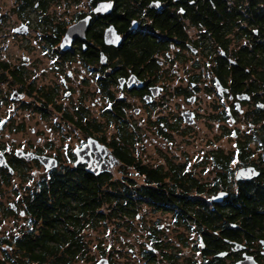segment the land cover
Here are the masks:
<instances>
[{
    "label": "flooded vegetation",
    "instance_id": "obj_1",
    "mask_svg": "<svg viewBox=\"0 0 264 264\" xmlns=\"http://www.w3.org/2000/svg\"><path fill=\"white\" fill-rule=\"evenodd\" d=\"M1 32L0 98L8 96L11 107L0 134L22 108L28 117L16 129L29 127L43 144L17 150L54 161L0 151L9 164L0 165V182L25 162L40 166L33 175L46 189L57 178L70 190L79 177H107L101 190L121 191L124 230L141 221V208L169 214L172 222H162L183 229L175 238L157 222L140 232L145 262L264 264V219L237 207L234 219L207 226L192 214V190L205 183L191 163L161 164L143 151L145 144L170 145L177 130L198 120L199 98H215L217 127L227 131L226 122L248 118L253 131L240 141L263 149L260 163L239 165L238 153L229 154L231 167H256L260 175L247 181L264 184V0H12L9 12L0 4ZM33 120L42 130L29 126ZM3 195L0 186L2 218L26 213L28 196L14 209ZM15 238H0L6 257L19 254Z\"/></svg>",
    "mask_w": 264,
    "mask_h": 264
},
{
    "label": "rangeland",
    "instance_id": "obj_2",
    "mask_svg": "<svg viewBox=\"0 0 264 264\" xmlns=\"http://www.w3.org/2000/svg\"><path fill=\"white\" fill-rule=\"evenodd\" d=\"M11 1L12 0H0L3 12H9ZM9 24L10 19L7 18L4 23V28L6 29ZM4 34L5 32H1L0 37ZM0 45H2V41H0ZM4 51L7 53L9 49H4ZM1 89L3 93H7V90H9L7 84H2ZM3 96L9 101V97L6 95H2V98H0V119L9 116L11 107L10 101L7 104L3 102ZM215 103H217L215 98H199L195 104V108L200 114L198 120L193 122L190 128H187L185 131H183V129L180 131L177 130L174 141H172L170 145L169 143H161L157 146H149L148 144H145L143 145V151L153 155V160H158L157 162H161V164H165L162 159H170V161H173L175 164H179L187 159L189 164L191 163L190 171H192L193 176L197 178L199 183L207 184L213 182L218 170L215 167L213 153L220 151L226 155L239 153V146L242 145L240 140L244 139L246 135L251 134L253 131V125L248 122L249 119H243L241 116L235 124L229 121L225 123L224 126H229V130L226 131L222 127L218 128V118L216 117L217 110L213 106ZM14 115L15 117L13 118L11 125L5 128L0 134V151L11 153L19 148L28 150L32 148L30 147L29 142H32L34 147H41L43 143L38 144L35 140L31 139L34 138V136L29 133V127L26 128L25 132L16 129L21 122L20 120L28 117V112L19 108L18 112ZM33 122L34 120L29 123V126L35 125L37 130H42L40 123L34 124ZM232 128L236 129L233 130V133L235 132L234 134H231ZM234 135H237L236 138L233 137ZM238 142L239 144L237 146ZM247 148L251 153L250 161L248 163H250L251 160L260 163V159L258 158L263 152V149H257L255 142L247 144ZM37 168H40V166H37L33 162H25L21 165L19 164L18 170L13 172L15 174L5 177L7 180L5 179V181L0 182L1 190L4 194L2 197L3 201L13 200L16 202L13 204L20 205L23 204V201H21L22 196L29 197L31 193L38 190L42 185L40 183L42 177L33 175L34 170ZM191 196H196L194 190H192ZM206 196L201 197L208 200L211 199V195ZM4 205L7 206L8 204ZM140 216L142 217L141 221L137 222L134 218V223H132L130 229L125 228L124 230L121 224L117 225V221H107L108 225L102 224L100 227L86 230L85 238L90 241V254L95 260L94 262L93 260H83L77 264H99L100 260L107 257L110 260V264H151L142 259L143 249L146 248L148 244L146 243L147 240L144 238V234L148 232L151 225H154L155 228H157V222L165 221L170 223L172 222V219L169 214H157L152 208H148L147 210L141 208ZM156 218H158V221H154ZM29 222L30 219L27 212L23 215H20V213H8L4 218H2L0 214V238L9 234H15V237L20 236L22 231L29 229ZM165 222H162V233H166V235L168 234L169 236L173 233L175 238H177L176 234L178 232H183V229H181L182 227L177 226L174 231V226L171 225L170 228ZM134 226H136V228H142V230H136L133 228ZM140 232L144 233L141 238L139 237ZM186 232L191 240H197V232L193 230ZM121 237L126 241L122 242L120 239ZM20 256L16 253L14 256L6 257L2 248H0V264H20L17 260L22 261L25 258Z\"/></svg>",
    "mask_w": 264,
    "mask_h": 264
},
{
    "label": "trees",
    "instance_id": "obj_3",
    "mask_svg": "<svg viewBox=\"0 0 264 264\" xmlns=\"http://www.w3.org/2000/svg\"><path fill=\"white\" fill-rule=\"evenodd\" d=\"M251 153L247 144L239 146V165L250 161ZM215 167L218 169L211 183L199 185L196 196L191 199L192 214L200 217L207 226H213L221 217L232 220L236 217L237 207L247 214L264 219V184L249 181L236 182L231 156L214 152ZM107 177H79L76 183L67 186L57 178L52 188L43 185L29 195L27 204L29 229L15 238L17 252L25 257L20 264H77L91 261L90 241L85 231L108 225L107 221L121 222L123 204L121 191H103L101 187ZM239 183V193L235 191ZM63 186V187H62ZM227 190L229 197L219 204L201 196H210L218 190ZM200 195V196H199ZM206 196V197H207ZM242 204V205H237ZM250 213V214H251Z\"/></svg>",
    "mask_w": 264,
    "mask_h": 264
},
{
    "label": "water",
    "instance_id": "obj_4",
    "mask_svg": "<svg viewBox=\"0 0 264 264\" xmlns=\"http://www.w3.org/2000/svg\"><path fill=\"white\" fill-rule=\"evenodd\" d=\"M191 123H193V122H191ZM89 144L92 145L93 142H91V140H90ZM84 154H85L84 150L80 149L79 150V157L84 158ZM16 155L19 157H25L26 159H32L33 157H40V156H38L32 152H24L22 150H18L16 152ZM40 158L42 160L47 159L49 161H54L53 159L46 158L44 156H41ZM0 165H4V166L9 167V164L7 163L5 156L2 153L0 154ZM10 170L13 171V169H11V168H10ZM259 175H260V171L256 167H254L252 165H248V166L240 167L238 169L236 175H235V178H236V180H251V179H253ZM228 195H229V193L227 191L221 190V191H218L216 194L212 195V200L214 202H222L228 197ZM12 208L16 209V205L12 204ZM24 213L25 212L22 211V214H24ZM99 264H110V261L108 258H103L102 260H100Z\"/></svg>",
    "mask_w": 264,
    "mask_h": 264
},
{
    "label": "snow or ice",
    "instance_id": "obj_5",
    "mask_svg": "<svg viewBox=\"0 0 264 264\" xmlns=\"http://www.w3.org/2000/svg\"><path fill=\"white\" fill-rule=\"evenodd\" d=\"M181 11H183V9H181ZM0 123H2V122H0ZM223 255V254H222Z\"/></svg>",
    "mask_w": 264,
    "mask_h": 264
}]
</instances>
